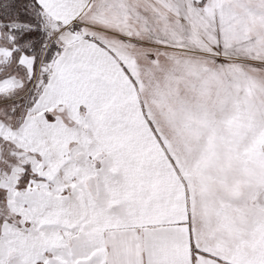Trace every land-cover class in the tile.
I'll use <instances>...</instances> for the list:
<instances>
[{
  "label": "snow or ice",
  "instance_id": "snow-or-ice-1",
  "mask_svg": "<svg viewBox=\"0 0 264 264\" xmlns=\"http://www.w3.org/2000/svg\"><path fill=\"white\" fill-rule=\"evenodd\" d=\"M0 264H264V0H0Z\"/></svg>",
  "mask_w": 264,
  "mask_h": 264
}]
</instances>
